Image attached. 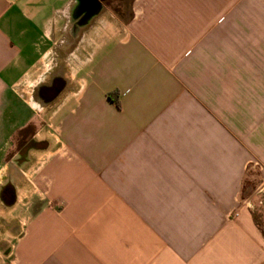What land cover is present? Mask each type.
Segmentation results:
<instances>
[{"label": "crops", "instance_id": "obj_1", "mask_svg": "<svg viewBox=\"0 0 264 264\" xmlns=\"http://www.w3.org/2000/svg\"><path fill=\"white\" fill-rule=\"evenodd\" d=\"M78 1L0 0V264H264V0Z\"/></svg>", "mask_w": 264, "mask_h": 264}, {"label": "water", "instance_id": "obj_2", "mask_svg": "<svg viewBox=\"0 0 264 264\" xmlns=\"http://www.w3.org/2000/svg\"><path fill=\"white\" fill-rule=\"evenodd\" d=\"M78 2V11L86 14L85 19L91 18L101 10V0H79Z\"/></svg>", "mask_w": 264, "mask_h": 264}, {"label": "rangeland", "instance_id": "obj_3", "mask_svg": "<svg viewBox=\"0 0 264 264\" xmlns=\"http://www.w3.org/2000/svg\"><path fill=\"white\" fill-rule=\"evenodd\" d=\"M131 0H106L105 6L118 14H126L129 9ZM75 10V6H74Z\"/></svg>", "mask_w": 264, "mask_h": 264}]
</instances>
